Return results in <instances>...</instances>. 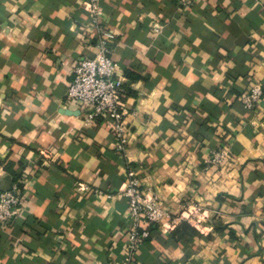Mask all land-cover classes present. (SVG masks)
Segmentation results:
<instances>
[{
	"label": "crops",
	"instance_id": "0c3cea01",
	"mask_svg": "<svg viewBox=\"0 0 264 264\" xmlns=\"http://www.w3.org/2000/svg\"><path fill=\"white\" fill-rule=\"evenodd\" d=\"M88 9L0 0V192L17 183L22 198L0 228V264H118L129 168L172 217L200 213L149 227L135 264H264V0H100L98 25L116 37L125 156L67 101L73 66L97 44ZM255 85L262 97L248 110L240 99ZM223 147L230 158L211 167Z\"/></svg>",
	"mask_w": 264,
	"mask_h": 264
},
{
	"label": "built area",
	"instance_id": "2783aa9c",
	"mask_svg": "<svg viewBox=\"0 0 264 264\" xmlns=\"http://www.w3.org/2000/svg\"><path fill=\"white\" fill-rule=\"evenodd\" d=\"M89 9V27L96 30L97 44L95 52L86 58L80 59L73 66L70 73V83L67 88V101L70 106H77L84 112V125L100 124L109 130L115 138V150L125 156L129 144L126 110L122 104L123 82L118 69L112 60V44L115 35L101 29L98 25L100 14V0H87ZM197 0H179L180 4L191 7ZM158 32V26L153 27ZM262 97V87L255 85L241 99L242 105L248 110H256ZM46 160L48 156L41 154ZM230 158L225 147L213 151L207 163L213 168L221 167ZM79 192H85L86 187L79 186ZM121 195L126 198L125 209V246L124 254L118 264H135V255L140 247L149 239V227L160 224L168 219L170 225L175 226L184 219L196 220L200 215L194 209L184 217L180 214L172 217L169 210L159 198L143 191L138 179L129 168L126 174L125 185ZM22 198L17 183L0 192V228L10 225L21 209ZM147 225V228L143 226Z\"/></svg>",
	"mask_w": 264,
	"mask_h": 264
},
{
	"label": "trees",
	"instance_id": "16d2710c",
	"mask_svg": "<svg viewBox=\"0 0 264 264\" xmlns=\"http://www.w3.org/2000/svg\"><path fill=\"white\" fill-rule=\"evenodd\" d=\"M186 231L196 234L195 229L192 226H190V224H187V223L183 224L182 227L180 228L181 233H186Z\"/></svg>",
	"mask_w": 264,
	"mask_h": 264
}]
</instances>
